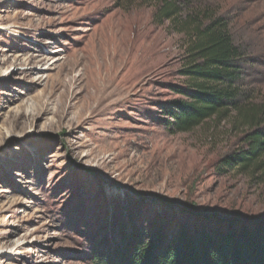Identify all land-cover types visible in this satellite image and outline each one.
<instances>
[{"label":"rangeland","instance_id":"rangeland-1","mask_svg":"<svg viewBox=\"0 0 264 264\" xmlns=\"http://www.w3.org/2000/svg\"><path fill=\"white\" fill-rule=\"evenodd\" d=\"M205 1L264 102V0ZM152 12L0 0V264H99L133 229L172 239L179 226L264 220V178L219 166L243 146L231 121L164 128L185 41Z\"/></svg>","mask_w":264,"mask_h":264},{"label":"trees","instance_id":"trees-1","mask_svg":"<svg viewBox=\"0 0 264 264\" xmlns=\"http://www.w3.org/2000/svg\"><path fill=\"white\" fill-rule=\"evenodd\" d=\"M117 7H153L152 22H165L185 41L184 82L171 86L180 96L163 104L162 124L169 133H185L205 125L231 121L243 145L219 166L260 174L264 178V102L243 88L246 52L235 45L226 19L205 0H115ZM192 207V206H191ZM250 222V221H249ZM239 228L179 226L170 239L163 227L122 232L110 256L97 254L99 264H264V220Z\"/></svg>","mask_w":264,"mask_h":264}]
</instances>
